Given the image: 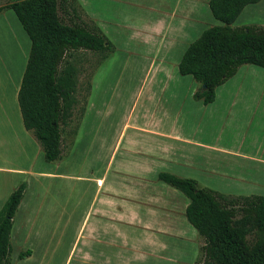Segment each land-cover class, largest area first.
<instances>
[{
    "label": "crops",
    "instance_id": "obj_1",
    "mask_svg": "<svg viewBox=\"0 0 264 264\" xmlns=\"http://www.w3.org/2000/svg\"><path fill=\"white\" fill-rule=\"evenodd\" d=\"M204 1L207 5L208 0ZM259 1L263 3L264 0ZM194 2L186 0V5L192 6ZM163 3L149 1L148 6L151 11H163L165 20L156 19L152 26L145 28L142 23L131 33L132 39L125 43L136 47L134 54H142L138 62L144 61L147 50L161 48L162 53L157 56L162 57L163 63L172 58L173 70L169 68L146 73L136 62L129 72L139 74L140 79L127 117L106 146L95 143L90 148L91 156L85 162L78 163L77 154L83 139L89 135V129L83 131L89 108L67 154L62 155L61 147V158L52 161L56 163L51 169L36 170L28 163L26 170H8L17 175L10 191L18 183H25L12 218L10 245L13 240H29L28 223L31 219L28 216L33 212V205H36V212L41 204L47 211L43 204L56 191H70L73 211L64 213L66 218L59 230L58 242L63 239L66 226L72 225V216L75 224L62 264H193L203 242L185 218L188 199L178 189L160 180L159 173L192 178L198 186L225 195L264 196V122L257 124L258 135L251 136L246 145L241 137L232 141L219 140L211 137L209 114L204 117L192 108L181 105L184 89L191 97L196 89L191 82L184 80L185 77L176 74L177 63L188 44L181 49L177 58L169 54L180 46L182 40L177 34L193 24V16L188 13L181 15L180 26H177L174 20L171 21L172 14L167 9H161ZM253 4L258 5L251 3L243 7L233 25H238L237 21ZM206 11L210 13L209 9ZM208 18L214 24L220 23L213 17L215 21L210 16ZM97 24L105 37L108 36L99 21ZM156 27L161 28L160 32ZM18 85L13 89L15 99ZM220 85L214 90L212 102L202 104L200 100L192 99L205 107L217 99ZM221 92L222 89L218 97L222 96ZM149 101L157 103L149 107L146 105ZM136 107V119L132 120ZM2 108L0 111L5 114L7 122L0 123V127L15 132L18 119L21 122L18 106L11 113L10 102ZM20 122L19 127L25 132ZM1 128L0 136H6L3 132L7 131ZM104 147L106 155L103 158L100 152ZM9 193H6L0 206ZM25 244L20 246L15 259L10 250V264L12 260L25 264L33 259L34 251ZM25 250H29L28 255L18 258V253ZM55 252L56 249L51 251L46 248L34 261L49 264Z\"/></svg>",
    "mask_w": 264,
    "mask_h": 264
},
{
    "label": "rangeland",
    "instance_id": "obj_2",
    "mask_svg": "<svg viewBox=\"0 0 264 264\" xmlns=\"http://www.w3.org/2000/svg\"><path fill=\"white\" fill-rule=\"evenodd\" d=\"M12 1L0 0V6H6ZM149 1H156L157 4L158 1L164 2L161 9H167L172 14L171 21L174 20L177 26H180L181 15L188 13L193 16V24L187 26L182 33L177 34L182 42H179L180 46H177L175 51L169 54V56L174 55V59L202 28L214 24L208 18L210 16L214 20L210 13L208 16L206 11L208 8L204 0H195L192 6L186 5V0H64L62 6L58 8L60 18L68 24L79 23L88 26L96 24L98 26L97 22L99 21L102 30H105L103 32L108 35L106 37L109 40H107L112 44V51L107 58L102 60L97 53L90 50H78L72 53L70 61L77 69L75 91L77 102L71 117L62 127V155L67 154L69 147L74 142L77 130L88 108L83 131L89 129V135L83 139V146L81 143L77 162H85L89 159L92 153L90 148H93L95 143L106 146V142L115 137L129 113L135 91L139 85V74L132 75L129 72L133 66L138 63V67H142L146 73L169 68L173 70L172 58H168L163 63L162 57L157 56L162 53L161 48L147 50L148 53L143 56L144 61L138 62L137 60L142 54L139 52L138 55L134 54L136 47L125 43L126 40L132 39L131 33L143 24V28H145L152 26L156 19L165 20L166 16L162 13L163 11L149 10ZM259 2H257L258 5L253 4L247 8L243 17L241 16L237 21L238 25H264V1L263 3ZM160 29L156 27L159 32ZM28 47V38L14 13L4 7L0 11V110L3 109L2 107H6L8 102L12 104L10 113L17 108L13 89L20 81ZM176 74L185 77L184 80L191 82L194 89L198 87V83L193 81L190 75H180L177 69ZM220 89L223 92H221L222 96L218 97ZM262 93H264V68L242 64L233 76L220 85L217 99L213 103L204 107L201 103L193 100L191 95H187L188 93L184 89L181 105L185 108H192L195 113L198 112L204 117L209 114L210 131L211 134L213 133L211 137L227 141L241 137L246 145L251 136L258 135L257 124L264 122V95ZM155 103L157 101H149L146 105L152 107ZM195 109L197 110L195 111ZM137 111L136 107L132 114V120L136 119ZM18 121V128L15 132L0 127L7 131L3 132L6 136L3 134L0 136V203L12 188L11 184L17 180V175L8 170H26L28 163L36 170L51 169L52 165L56 163L43 160L41 148L32 133L28 130L22 131L19 127L20 121ZM6 122L5 114L0 111V123L5 124ZM20 126L22 128L21 122ZM20 130L21 135L19 134ZM10 146L13 148L11 149ZM100 155L103 158L106 155L105 147L101 149ZM71 195L70 191L62 193L56 191L49 201L43 204L46 205L47 211L41 204L36 212V205H33V212L28 216L31 219V222L28 223L29 240L24 241L21 238V240L11 242L10 249L14 259L16 252L25 242V245L34 251L33 259L25 264H37L34 260L39 258L40 253L46 248L51 251L56 249L49 264H62L67 245L73 237L74 216L71 217L72 225H69L68 228L66 226V232L61 242H58V234L62 228L63 220L66 218L65 214L73 211ZM200 262L201 255L199 254L193 264H200ZM11 264L21 263L12 260Z\"/></svg>",
    "mask_w": 264,
    "mask_h": 264
},
{
    "label": "trees",
    "instance_id": "obj_3",
    "mask_svg": "<svg viewBox=\"0 0 264 264\" xmlns=\"http://www.w3.org/2000/svg\"><path fill=\"white\" fill-rule=\"evenodd\" d=\"M259 0H208L219 24L204 28L177 63L181 75L198 83L192 97L207 104L214 90L242 64L264 68V25H232L244 6ZM64 0H13L14 13L28 41L16 92L21 123L32 133L46 162L61 158L62 127L72 115L77 69L72 53L90 50L105 59L112 44L96 24L65 23L58 14ZM158 178L188 199L185 218L202 237L200 264H264V196L225 195L200 187L192 178L159 173ZM25 183L14 187L0 206V264H10L9 232ZM29 250L18 253V258Z\"/></svg>",
    "mask_w": 264,
    "mask_h": 264
}]
</instances>
